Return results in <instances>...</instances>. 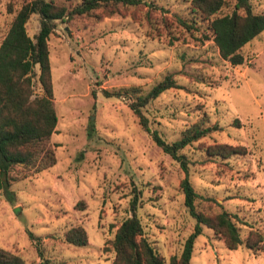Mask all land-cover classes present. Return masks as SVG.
I'll return each instance as SVG.
<instances>
[{"label": "rangeland", "instance_id": "374dc122", "mask_svg": "<svg viewBox=\"0 0 264 264\" xmlns=\"http://www.w3.org/2000/svg\"><path fill=\"white\" fill-rule=\"evenodd\" d=\"M28 1L0 0V40ZM53 2L70 10L80 0ZM248 2L252 12H264V0ZM234 3L224 0L220 12ZM37 30L38 16L31 14L26 34ZM46 42L56 124L40 150L55 162L38 171L10 168L9 185L0 190V248L25 264L41 258L111 264L110 241L134 198L141 236L163 264L178 256L193 226L182 204L183 172L140 127L128 106L133 95L120 91L135 86L144 94L165 75L177 87L141 107L148 127L170 142L196 122L216 124L181 150L191 185L206 198L199 200L204 207L216 209L215 201L233 215L242 239L251 228L264 235V30L240 48L242 63L232 65L218 55L207 22L189 0H139L56 20ZM33 70V92L40 95ZM102 90L120 95L106 97ZM215 143L242 149L228 157L200 149ZM72 226L84 229L85 245L64 241ZM189 264H264V252L254 255L242 244L227 249L221 236L202 226Z\"/></svg>", "mask_w": 264, "mask_h": 264}, {"label": "trees", "instance_id": "16d2710c", "mask_svg": "<svg viewBox=\"0 0 264 264\" xmlns=\"http://www.w3.org/2000/svg\"><path fill=\"white\" fill-rule=\"evenodd\" d=\"M138 3L139 0H80L67 10L53 0H30L16 10L0 40V190L9 185V171L12 166H32L38 171L55 162L52 153L40 150L43 141L54 131L56 124L46 42L54 22L73 15L86 14L102 5L133 6ZM189 3L191 10L207 22L220 58L232 65L241 64L243 57L239 50L264 30V12H252L248 0H235L233 7L224 13L220 12L224 0H189ZM31 14L38 16V30L29 37L25 24ZM34 66L37 67L36 78L41 90L40 95L35 94L32 88ZM169 87H177V84L171 75H165L144 94L137 93L138 88L135 86L120 90L133 95V100L128 106L137 117L140 127L148 133L160 151L174 160L183 172L179 181L182 204L193 219V226L182 243L180 253L178 256H170L168 264H189L194 239L200 234L202 226L221 236L227 249H235L242 244L254 255L263 253L262 232L251 228L242 239L233 215L215 201L213 204L216 209L204 207L199 200L206 198L194 191L189 180V160L181 150L210 131L217 130L218 126L196 122L185 128L180 137L170 142L148 127L141 107ZM102 94L106 97L119 96L120 92L116 90L109 93L102 90ZM200 149L206 155L228 157L242 148L215 143ZM39 153L41 156L38 157ZM135 208L133 198L129 208L130 215L125 217L114 231L110 241L113 251L111 264H163L162 258L141 236V225L135 216ZM27 235L34 241L39 240L30 232ZM63 238L74 246L87 243L86 233L81 226L68 228L63 233ZM38 255L41 256V253L38 252ZM0 264L25 263L19 256L0 248ZM40 264H48L47 259L41 258Z\"/></svg>", "mask_w": 264, "mask_h": 264}]
</instances>
